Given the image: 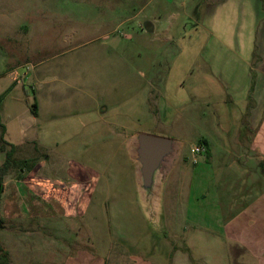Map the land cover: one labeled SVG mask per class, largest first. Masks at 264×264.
I'll list each match as a JSON object with an SVG mask.
<instances>
[{
	"label": "crops",
	"instance_id": "0c3cea01",
	"mask_svg": "<svg viewBox=\"0 0 264 264\" xmlns=\"http://www.w3.org/2000/svg\"><path fill=\"white\" fill-rule=\"evenodd\" d=\"M260 3L198 0L185 9L188 21L177 29L176 40L172 33L177 14L165 17L157 10L151 16L152 11L142 10L144 24L138 28L153 38L162 36L167 50L153 55L140 72L143 82L133 86L130 49L124 47L121 52L115 42L102 41L98 46L103 51L85 57L83 49L90 43L64 40L53 45L52 17H61L62 11L53 14L44 2L40 5L35 0H0V168L10 153L7 172L0 180V200L10 193L9 204L14 205L13 193L18 191L28 196V206L38 201L29 187L22 188L13 178L22 159L31 161L27 170L34 177L43 176V182H38L50 191L42 200L45 205L59 191L63 195L54 204L77 205L82 218L97 201L100 207L130 208L127 213L136 215L132 199L140 190L131 159L133 136L164 137L176 141L177 147L159 180L158 214L172 217L178 192L185 189L190 176L192 185L187 182L185 192L195 187L209 193L214 161L224 159L220 172L226 183L220 192L227 197L220 196L216 204L223 205V210L217 208L219 217L230 214L224 236L235 241L237 255H248L251 264H264V24ZM105 15L118 17L119 28L133 30L130 11L113 9ZM83 30L81 26L79 31ZM196 119L203 132L196 134L197 142L190 149L191 162L197 165L190 172L185 166L184 135ZM181 120L183 131L178 132L179 126H174ZM196 147L198 154L193 153ZM199 159L205 161L200 166ZM67 183L78 193L76 199L66 197ZM107 202L113 203L106 206ZM169 235L157 243L160 264H168V257L170 264L191 261L190 240L182 237L179 247L174 235Z\"/></svg>",
	"mask_w": 264,
	"mask_h": 264
},
{
	"label": "rangeland",
	"instance_id": "374dc122",
	"mask_svg": "<svg viewBox=\"0 0 264 264\" xmlns=\"http://www.w3.org/2000/svg\"><path fill=\"white\" fill-rule=\"evenodd\" d=\"M197 1L35 0L40 5L44 2L53 14L55 11L63 13L61 17H52L53 31L50 33V38L53 45L64 40L78 43L82 40L90 43L83 49L85 57H92L96 52L103 51L104 48L98 46V42L102 41L115 42L114 45H119L118 49L121 52L124 47L130 49L133 75H135L133 86L143 82L140 72L145 71L153 55L161 49L167 50L166 44L161 42L162 36L153 38L138 28V25L144 24L141 11H152L151 16L157 15V10L162 11L165 17L177 14L178 22L172 33L176 40L178 39L177 29L188 21L185 9ZM260 2L263 16L261 21L264 24V0ZM113 9L127 13L130 11L133 14V30H125L123 26L119 28L115 19L118 17L105 15L108 10ZM81 10L83 15H80ZM81 26L84 29L82 32L79 31ZM167 54L170 59L171 53ZM99 55L104 56V54ZM84 66H88V62ZM102 105L107 107L106 104ZM182 109L188 111L189 108L183 106ZM179 122L174 127L179 126L177 130L182 132L180 126L183 120ZM202 132L203 126L199 119L194 121V125L185 128L184 137L187 140L184 150L185 166L190 172L197 166H193L191 162L190 149L197 142L196 134ZM204 162L200 160L199 166ZM28 163L31 161L20 159L15 166L13 178L21 182L22 188L29 187L31 195L38 201L28 206V196L18 191L13 193L16 199L14 205L9 204V199L12 198L10 193L2 196L0 200V249L5 253L8 264H160V260L157 259L161 257L156 256L157 243L167 234H171L169 235L171 237L174 235V243H177L179 247H181L182 237L190 240L191 261L188 260L186 264H251V258L248 255L236 254L235 241L224 236L225 224H230L226 223L230 214L219 217L217 213L218 199L220 196L227 197L225 192L223 194L220 192V189H223L222 183H226L220 172L224 169L223 164H226L224 159L214 161L213 175L208 179V186L211 189L209 193H203L195 187L185 192L188 188L187 182L190 187L192 185L191 176L185 181L186 185H183L185 189L181 187L178 192L180 197L172 217L163 213L158 214L156 201L152 207L145 205L142 194L138 190L132 199L134 200L132 207L137 212L136 215H132V212L127 213L130 208L100 207L97 201L94 202L89 214L82 218L77 205L71 207L69 204H64L63 207H59L54 204L57 203L56 199L59 195H63L59 191L51 192L52 203L47 202L45 205L42 200L44 196L50 194V191L38 182V180L43 182V176L34 177L33 171L27 170L30 166ZM132 165L135 170L134 161ZM55 178L56 175L52 176V179ZM35 179L38 184H35ZM64 193L69 200L76 199L78 195L70 183H67V190ZM229 194L233 195L231 192ZM190 196L193 202L190 201ZM98 198L101 200L100 196ZM111 203L113 202H107L106 206H110ZM228 208L226 207L227 211ZM221 209L223 210V205L220 206L219 210ZM167 247L170 246L167 245ZM160 251H162L161 248ZM167 260L170 264V257ZM179 264L184 262L179 260Z\"/></svg>",
	"mask_w": 264,
	"mask_h": 264
},
{
	"label": "water",
	"instance_id": "95a60500",
	"mask_svg": "<svg viewBox=\"0 0 264 264\" xmlns=\"http://www.w3.org/2000/svg\"><path fill=\"white\" fill-rule=\"evenodd\" d=\"M176 141L143 133L133 136L131 159L136 163L138 187L145 205L156 201L159 180L174 157Z\"/></svg>",
	"mask_w": 264,
	"mask_h": 264
},
{
	"label": "trees",
	"instance_id": "16d2710c",
	"mask_svg": "<svg viewBox=\"0 0 264 264\" xmlns=\"http://www.w3.org/2000/svg\"><path fill=\"white\" fill-rule=\"evenodd\" d=\"M32 113L36 115V110H35V104L32 105ZM9 158H10V153L7 154V158L3 166L0 168V180L3 175L6 174L8 166H9ZM0 264H8L6 260L5 253L1 251L0 249Z\"/></svg>",
	"mask_w": 264,
	"mask_h": 264
},
{
	"label": "built area",
	"instance_id": "2783aa9c",
	"mask_svg": "<svg viewBox=\"0 0 264 264\" xmlns=\"http://www.w3.org/2000/svg\"><path fill=\"white\" fill-rule=\"evenodd\" d=\"M193 153H195V154L200 153V148L199 147L194 148ZM193 162H195V161H193Z\"/></svg>",
	"mask_w": 264,
	"mask_h": 264
}]
</instances>
